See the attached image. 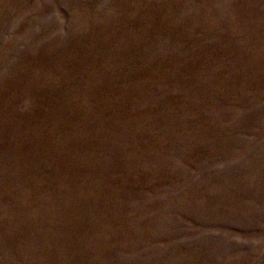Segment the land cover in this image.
<instances>
[{
	"label": "rangeland",
	"instance_id": "1",
	"mask_svg": "<svg viewBox=\"0 0 264 264\" xmlns=\"http://www.w3.org/2000/svg\"><path fill=\"white\" fill-rule=\"evenodd\" d=\"M0 264H264V0H0Z\"/></svg>",
	"mask_w": 264,
	"mask_h": 264
}]
</instances>
